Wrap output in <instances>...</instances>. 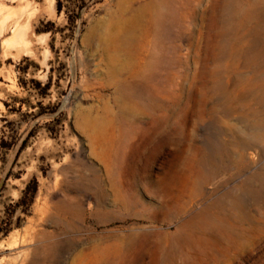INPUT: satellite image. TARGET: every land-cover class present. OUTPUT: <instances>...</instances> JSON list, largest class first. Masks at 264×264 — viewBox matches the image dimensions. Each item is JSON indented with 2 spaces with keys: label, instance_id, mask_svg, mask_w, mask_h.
<instances>
[{
  "label": "rangeland",
  "instance_id": "rangeland-1",
  "mask_svg": "<svg viewBox=\"0 0 264 264\" xmlns=\"http://www.w3.org/2000/svg\"><path fill=\"white\" fill-rule=\"evenodd\" d=\"M56 1L0 53V264H264V0H183L136 75L117 0Z\"/></svg>",
  "mask_w": 264,
  "mask_h": 264
},
{
  "label": "bare ground",
  "instance_id": "bare-ground-1",
  "mask_svg": "<svg viewBox=\"0 0 264 264\" xmlns=\"http://www.w3.org/2000/svg\"><path fill=\"white\" fill-rule=\"evenodd\" d=\"M182 1L117 0L116 10L100 23L98 35L105 46L112 50V60L116 61L120 57H125L137 63L139 71L134 74H142L153 57L149 50L148 29L153 27L152 33L154 34L159 26L167 31L170 23L180 16ZM35 14L36 10L24 0H19L16 6L9 8H6L4 2L0 1V53L2 57L19 56L22 47L31 43L29 32Z\"/></svg>",
  "mask_w": 264,
  "mask_h": 264
},
{
  "label": "trees",
  "instance_id": "trees-1",
  "mask_svg": "<svg viewBox=\"0 0 264 264\" xmlns=\"http://www.w3.org/2000/svg\"><path fill=\"white\" fill-rule=\"evenodd\" d=\"M56 6H57V12L59 13L62 9V3L60 0L56 1ZM82 7H83L82 4L78 6L79 9H82ZM49 85H50V80L46 82L42 90L45 91L49 87ZM37 192H38L37 182L35 179H32L27 183L26 187L22 190V193L18 198V200L14 203L13 208L16 209V208L30 207L37 195ZM1 232H3L4 234L8 232L7 229H3L2 224L0 225V233Z\"/></svg>",
  "mask_w": 264,
  "mask_h": 264
},
{
  "label": "water",
  "instance_id": "water-1",
  "mask_svg": "<svg viewBox=\"0 0 264 264\" xmlns=\"http://www.w3.org/2000/svg\"><path fill=\"white\" fill-rule=\"evenodd\" d=\"M3 183H4V180H1L0 181V189H1L2 185H3Z\"/></svg>",
  "mask_w": 264,
  "mask_h": 264
}]
</instances>
